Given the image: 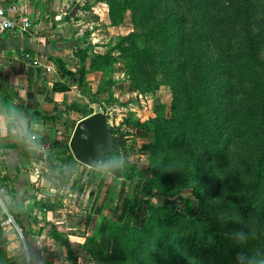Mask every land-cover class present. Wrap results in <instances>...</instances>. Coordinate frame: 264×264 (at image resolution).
<instances>
[{"label": "rangeland", "instance_id": "1", "mask_svg": "<svg viewBox=\"0 0 264 264\" xmlns=\"http://www.w3.org/2000/svg\"><path fill=\"white\" fill-rule=\"evenodd\" d=\"M238 1L242 21L234 30L247 37L249 32L257 33L262 44L256 52L261 62L257 67L264 75V0ZM34 4L36 9L27 12L31 23L26 32L45 31L47 39L52 35L54 41L64 42L63 50L79 54L81 70L63 75L75 87L60 116L61 137H32L27 129L15 141L3 140L14 127L13 111L4 117L0 264H216L212 255L201 258L193 246L199 244L201 229L179 219L163 231L149 217L142 202L147 197L143 182L152 173L159 180L157 204L188 217L196 213L197 196L201 197L215 220L213 236L233 233L241 206L248 202L247 240L237 242L238 251L232 242L220 240V264H235L243 250L264 259V174L260 179L253 175L258 120L241 82L243 66L231 71L233 81L228 80V68L216 67L205 84L175 93L158 68L138 70L135 60L141 53L127 48L147 45L132 44L124 37L159 28L164 16L170 19L174 12L183 11L188 21L184 4L176 0H34ZM144 13L157 16L150 23L153 26L145 24ZM38 23L42 28L36 31ZM240 41L244 43V37ZM82 69L87 74L80 79ZM148 70L150 80L141 77ZM84 79L80 91L76 84ZM88 112L105 113L120 144L94 167L76 160L69 147L76 123ZM31 143L39 145L38 153L28 148ZM14 145L20 153L9 155L8 169L5 154ZM191 154L197 155V191L179 187L182 161ZM39 160L43 164L37 168ZM30 175L36 180L31 181ZM135 194L139 200L131 223L142 231L136 250L128 253L121 229L125 220L119 215L124 199L131 205Z\"/></svg>", "mask_w": 264, "mask_h": 264}, {"label": "trees", "instance_id": "2", "mask_svg": "<svg viewBox=\"0 0 264 264\" xmlns=\"http://www.w3.org/2000/svg\"><path fill=\"white\" fill-rule=\"evenodd\" d=\"M158 1L161 2L163 0ZM176 1L187 6L189 20L186 21V14L183 11L174 12L176 14L170 19H166L164 16L163 24L159 28H145L141 35L130 33L125 36L124 39L131 41L132 44L147 45L142 47L135 45L132 48H127V50L141 53V58L135 60V66L138 67V70L150 65H152L151 68H158L162 77H166L163 81L169 84L172 92L175 93L176 90L184 88L195 89V85L205 84L207 75L216 67L223 68V70L228 68L230 73L228 80L233 81L231 71L242 65L245 71L241 82L243 83L244 91L250 94L252 102L249 103L254 105L252 116L258 120V149L253 175L260 179L264 174V75L258 71L257 67L261 62H258L260 60L256 58V52L260 51L262 47L260 41L256 39L255 35L257 33L249 32L250 34L247 37L242 31L234 30V27L241 25L240 21H242L241 10L238 6L241 3L238 0ZM224 9L227 13L224 12ZM158 14L159 11L157 12ZM156 17L153 13H144L143 21H145V24L153 26L150 23ZM167 20L168 22L165 23ZM133 21L135 22V17H133ZM243 37L244 43L242 41L239 42ZM256 44H260V46L256 48L258 46ZM152 45L156 46L152 47ZM75 56L80 59L79 54L75 53ZM215 57H217V62L214 59ZM243 59L246 62H243ZM56 66L63 75L73 74L66 68L65 63L61 59L56 60ZM80 68L78 72L81 70ZM131 71L129 70L128 74L134 83V74ZM83 73L84 69H82L80 79ZM142 76L148 77V80H150L151 71H145L141 74ZM52 89L65 91L69 88L66 85L57 86L55 83ZM22 110L31 119L35 117L47 121L54 119L56 116L55 114H46L38 111L29 112L24 107H22ZM90 114L91 112L85 113L80 119ZM40 141L42 140H37L39 143ZM115 142L120 147L119 142ZM196 157L197 155L191 154L182 161L179 178V187L181 189H191L193 191L198 189L199 177ZM138 172L145 173L142 170H138ZM143 189L146 191L147 197L143 198L142 202L147 206L149 217L155 219L160 230H166L170 223L179 219H183L185 222H189L201 229L199 244L196 242L193 244L199 251L201 258L210 254L216 264H220L221 259L218 256L220 240L227 242L226 244L232 242L233 246L237 248L236 251L238 249L241 250V246L237 244L235 234L242 231L247 237L249 227L248 205L250 207L248 202L243 205L244 207L241 206L240 216L237 219L233 233H227L226 237L216 234L213 236L212 229L215 220H213L210 209L202 202L200 196H197L199 203L196 213L188 214L187 217L182 212L174 211L170 207L157 204L154 201L159 190V180L156 173H152L151 176L145 178ZM138 200L137 194L133 196L131 205H129V199H124L119 215V219L125 220V225L121 226V229L125 232L123 241L128 253H133L136 250L137 239L142 231L141 227L131 223ZM205 239L208 240L206 241ZM243 252L240 251V253ZM234 262L236 264V259Z\"/></svg>", "mask_w": 264, "mask_h": 264}, {"label": "crops", "instance_id": "3", "mask_svg": "<svg viewBox=\"0 0 264 264\" xmlns=\"http://www.w3.org/2000/svg\"><path fill=\"white\" fill-rule=\"evenodd\" d=\"M17 1L27 12L36 9L34 0ZM40 28H42L41 23L34 25L36 31ZM51 36L47 39L45 31H40L39 35L33 31L0 34V131L2 136H4L3 132H6L3 129L4 117L10 115L12 111L14 117L11 134H7L3 140L15 141L21 138L27 129H31L32 137L45 135L52 139L61 137L60 116L64 113L62 109L66 106L65 101L73 93L75 84L72 85L63 80V74L57 68L56 60L61 59L73 74L81 67V61L69 50L62 49L64 42L54 41ZM85 74L87 72L84 70L82 78ZM55 83L57 86L66 85L69 89L53 90L52 86ZM85 83L84 79L81 83H77L76 87L82 91ZM22 107L29 112L38 111L46 114L57 112L58 114L54 119L47 121L35 117L31 119L23 112ZM28 148L38 153L40 147L31 143ZM15 152L20 153L18 145L6 150L5 162L8 169L10 168L9 155ZM39 156H41L40 153Z\"/></svg>", "mask_w": 264, "mask_h": 264}, {"label": "water", "instance_id": "4", "mask_svg": "<svg viewBox=\"0 0 264 264\" xmlns=\"http://www.w3.org/2000/svg\"><path fill=\"white\" fill-rule=\"evenodd\" d=\"M69 147L76 160L92 167L119 148L102 112L92 113L76 123ZM42 164L43 161L39 160L37 168ZM30 180L35 181L36 176L30 175Z\"/></svg>", "mask_w": 264, "mask_h": 264}, {"label": "built area", "instance_id": "5", "mask_svg": "<svg viewBox=\"0 0 264 264\" xmlns=\"http://www.w3.org/2000/svg\"><path fill=\"white\" fill-rule=\"evenodd\" d=\"M31 19L17 0H0V34L8 32L25 33Z\"/></svg>", "mask_w": 264, "mask_h": 264}, {"label": "clouds", "instance_id": "6", "mask_svg": "<svg viewBox=\"0 0 264 264\" xmlns=\"http://www.w3.org/2000/svg\"><path fill=\"white\" fill-rule=\"evenodd\" d=\"M237 242L243 244L246 242L247 237L244 232L240 231L236 234ZM259 254L248 255L244 253H238L236 256V264H264V259H258Z\"/></svg>", "mask_w": 264, "mask_h": 264}]
</instances>
